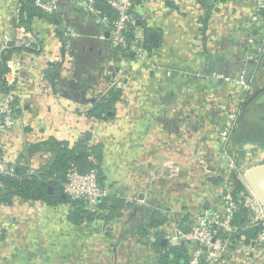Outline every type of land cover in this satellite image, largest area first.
<instances>
[{
    "label": "crops",
    "instance_id": "1",
    "mask_svg": "<svg viewBox=\"0 0 264 264\" xmlns=\"http://www.w3.org/2000/svg\"><path fill=\"white\" fill-rule=\"evenodd\" d=\"M215 5L203 32L200 0L136 4L139 24L158 34L150 50L157 66L152 69L133 56L120 65L108 28L79 0H59L65 38L56 36L54 23L42 19L35 22V34L18 23L19 0H0V51L10 42L27 48L15 55L19 75L8 74L16 90V123L0 139L3 152L13 160L32 156L29 163L38 168L50 156L24 152L35 131L70 144L78 139L101 143L107 192L138 195L136 201L125 200L133 206L107 223L74 224L67 217L68 204L22 199L0 204V264H160L157 237L171 244L167 236L181 217L222 207V194L232 180L245 188V173L264 163V121L256 119L264 92L244 111L231 137V168L217 137L237 106V89L212 73L244 70L252 92L264 87V49L259 51L264 29L251 19L256 0ZM36 42L40 51L32 48ZM50 67L51 80L44 75ZM117 83L122 97L114 116L88 117V107ZM154 211L167 221L143 234L142 225ZM247 219L245 212L242 221ZM217 264L246 263L229 250Z\"/></svg>",
    "mask_w": 264,
    "mask_h": 264
},
{
    "label": "built area",
    "instance_id": "2",
    "mask_svg": "<svg viewBox=\"0 0 264 264\" xmlns=\"http://www.w3.org/2000/svg\"><path fill=\"white\" fill-rule=\"evenodd\" d=\"M34 5L43 9L48 13H53L59 10V0H33ZM83 6L90 12L96 13L100 16L101 21L106 25L109 32V40L114 47L127 45L125 32H132V39L130 50L133 52L135 59L140 65L146 68H156V64L142 48V43L145 35L142 30L137 29L138 19L133 13L134 0H79ZM103 2L108 5L114 12L115 18L110 22L107 15H102L96 9L95 4ZM264 0H256V6L251 16L255 25L262 26L264 29ZM33 20L29 28L36 32L35 22ZM25 27V25H22ZM66 35V34H65ZM69 35L76 36L73 30H70ZM38 41V39H37ZM251 41V39H250ZM28 45V43L24 42ZM260 44V43H259ZM39 43L36 42L32 48L35 51H40ZM264 49V34L259 45V51L263 53ZM19 50L12 51L6 64L7 70L5 82L7 86H11L7 90H0V139L7 136L10 129L15 125V100L16 90L13 87V82L8 77V74L14 73V76L19 75L20 61L15 55H19ZM261 53V54H262ZM128 60L121 62L124 64ZM167 73H170L167 71ZM212 76L219 78L227 84H232L237 89V106L230 112L228 121L224 127L219 131L217 140L219 149L229 163V167L233 168L232 156L229 152L230 140L232 131L237 126L240 118L242 104L245 102L246 97L253 89V83L248 78L246 71H241L237 75H224L220 73H212ZM117 87L120 83H117ZM48 136L44 132L35 131L32 141L34 143L47 139ZM29 143V144H30ZM28 144V145H29ZM26 145V147L28 146ZM25 147V148H26ZM31 153V152H28ZM32 158L10 159L3 152L0 144V174L13 175L17 169V163L27 164L32 168L29 160ZM88 160L92 164L95 162L93 157ZM64 193L71 198L83 200L87 204L89 210L93 213L100 212L98 209L99 199L106 195L108 192L102 188L98 181L96 171L91 167L87 174L81 175L75 164H72L69 171L66 173L65 181L63 183ZM138 195L125 197V200H137ZM223 206L216 209H204L200 212L192 213L188 217V228L183 230L175 227L172 235L167 236V240L172 243L188 242L193 244L191 259L188 264H199L202 260L205 264H217L223 256L230 250L237 258H241L244 263H264V209L262 208L258 199L252 194L248 193L243 196H234L231 189L225 187L222 194ZM245 210L247 213V221L241 226L232 224L233 216L239 210ZM245 229L255 230L256 235L252 238H247L244 233ZM238 234L237 240L233 241L232 235Z\"/></svg>",
    "mask_w": 264,
    "mask_h": 264
},
{
    "label": "trees",
    "instance_id": "3",
    "mask_svg": "<svg viewBox=\"0 0 264 264\" xmlns=\"http://www.w3.org/2000/svg\"><path fill=\"white\" fill-rule=\"evenodd\" d=\"M133 13L140 20L139 16L134 11L136 4L140 0H134ZM205 8V14L203 19L202 31L205 32V24L207 18L209 17V12L212 9H216V2H224L225 0H200ZM20 11L18 14V23L25 25L26 28L31 26L33 20H48L55 24V34L60 38H65V30L61 24L60 11L57 10L53 13H48L43 9L36 7L33 0H19ZM97 10L100 11L102 15H107L109 21L111 22L115 16L113 10L103 2H97L95 4ZM207 13V14H206ZM264 15V12H262ZM138 30H142L145 39L142 43V48L147 53V55L154 59L150 55V50L156 47L158 43L151 42L148 38L150 33V28H145L142 24L136 26ZM133 35L131 31L125 32V38L127 40V45L125 47L116 46L113 48V56L119 58L120 65L121 62L133 59L134 55L131 56L130 44ZM25 48L26 47H21ZM20 47H15L13 42H10L7 47L0 51V90H7L11 86H7L4 74L7 71V60L9 59L13 50H19ZM135 58V57H134ZM53 68V67H52ZM51 67L44 71L46 79H52L54 76L53 69ZM250 79V77L248 76ZM263 93L258 94L252 101L246 103L251 95V92L242 104V110L240 114L243 117V113L246 109H249L250 104H255L259 97ZM122 97V90L120 87H113L106 93L100 95L92 105L86 110V115L88 117H93L95 119H107L111 118L115 114V104ZM264 111V109H261ZM249 111V110H248ZM248 114V112H246ZM240 118L238 122H240ZM259 120L264 121V118L258 117ZM241 124V123H240ZM238 131V124L232 131V136L234 137ZM28 152H47L49 154V159L42 164L37 169H31L27 164L17 163V170L14 171L13 175H2L0 174V204L11 205L16 199H22L24 202L33 203L35 201H43L47 205L56 206L58 204H68L70 206V211L67 215L68 219L74 224H82L90 222L93 220H103L104 222H109L112 216L118 215L125 208L133 206V203L125 201L123 196L113 195L107 193L102 196L98 202V209L100 212L93 213L89 210L87 204L80 199L71 198L69 195L64 194L63 183L65 181L66 173L69 171L72 164H77L80 160H88L91 156L94 158L95 162L91 164V167L96 171L97 181L99 185L106 189L104 186V173L102 171L101 159H102V144H90L88 140L78 139L75 143L70 144L66 140L57 139L55 137H48L47 139L30 143L25 151ZM20 156V155H19ZM22 158V155L20 156ZM229 188L231 193L236 196L247 195L248 192L245 190L243 185L238 181L232 180L229 183ZM207 207V206H206ZM204 207V208H206ZM245 210L241 209L236 212L233 216L232 224L241 226L245 220L242 221V216H244ZM190 215H185L181 217L178 227L185 230L188 228V217ZM167 221L166 215H163L159 211H154L148 218L145 225H142V233L147 234L148 229L159 228ZM161 233L158 231L157 235ZM245 234L246 239L252 238L256 235L255 230L245 229L242 231ZM233 241L237 240L239 235H232ZM155 247H158L162 253L160 257V264H188L191 259V254L193 250V244L188 242H179L175 244H162L160 237L156 238L154 243ZM199 264H205L202 260Z\"/></svg>",
    "mask_w": 264,
    "mask_h": 264
},
{
    "label": "water",
    "instance_id": "4",
    "mask_svg": "<svg viewBox=\"0 0 264 264\" xmlns=\"http://www.w3.org/2000/svg\"><path fill=\"white\" fill-rule=\"evenodd\" d=\"M157 37H158V34L154 31L148 34V38L151 42H155L157 40ZM130 54L132 56L133 52H131ZM262 92H264V87L259 88V89H254L250 97L246 101V103H249L250 101H252L258 94ZM76 166H77L78 172L81 175L87 174L91 169V163L89 160H80L77 162ZM263 176H264V163L259 164L249 169L245 173L246 182L248 183L252 193L255 195V197L260 202L262 208L264 209V189L262 188V185H261V180ZM162 243H165V241L163 240Z\"/></svg>",
    "mask_w": 264,
    "mask_h": 264
},
{
    "label": "rangeland",
    "instance_id": "5",
    "mask_svg": "<svg viewBox=\"0 0 264 264\" xmlns=\"http://www.w3.org/2000/svg\"><path fill=\"white\" fill-rule=\"evenodd\" d=\"M259 103H260V105H258V107H259V109L261 110V109L264 108V98L262 99V102H261V100H260ZM260 110H259V111H260ZM263 116H264V111L261 110L260 112H257V114H256V119H258V117H263ZM246 186H247V185H246ZM246 186H245L246 191H247L248 193H251V191L248 189L249 187H246Z\"/></svg>",
    "mask_w": 264,
    "mask_h": 264
},
{
    "label": "bare ground",
    "instance_id": "6",
    "mask_svg": "<svg viewBox=\"0 0 264 264\" xmlns=\"http://www.w3.org/2000/svg\"><path fill=\"white\" fill-rule=\"evenodd\" d=\"M246 185H247V183H246ZM261 185H262V188L264 189V176H263V178H262V180H261ZM249 187V186H248ZM251 191V190H250ZM252 193V192H251ZM253 194V193H252ZM254 195V194H253ZM255 196V195H254Z\"/></svg>",
    "mask_w": 264,
    "mask_h": 264
}]
</instances>
